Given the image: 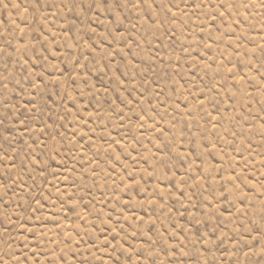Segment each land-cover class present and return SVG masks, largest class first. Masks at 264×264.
I'll use <instances>...</instances> for the list:
<instances>
[{
  "label": "rangeland",
  "instance_id": "1",
  "mask_svg": "<svg viewBox=\"0 0 264 264\" xmlns=\"http://www.w3.org/2000/svg\"><path fill=\"white\" fill-rule=\"evenodd\" d=\"M0 264H264V0H0Z\"/></svg>",
  "mask_w": 264,
  "mask_h": 264
}]
</instances>
